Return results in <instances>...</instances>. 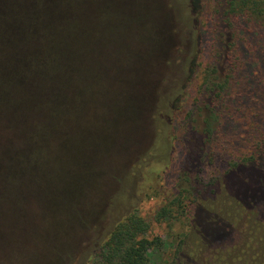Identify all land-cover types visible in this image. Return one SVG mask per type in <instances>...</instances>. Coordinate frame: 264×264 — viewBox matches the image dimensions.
Wrapping results in <instances>:
<instances>
[{
    "label": "rangeland",
    "instance_id": "374dc122",
    "mask_svg": "<svg viewBox=\"0 0 264 264\" xmlns=\"http://www.w3.org/2000/svg\"><path fill=\"white\" fill-rule=\"evenodd\" d=\"M173 1L68 0L67 7L60 5L65 13L59 8L60 0H42L37 7L29 4L31 11L36 9L42 27L58 28L62 33L60 16L70 18L74 44L64 58L69 59L70 53L76 76L75 82L52 80L46 93L48 110L39 107L27 114L21 128L15 127L19 145L26 152L15 165L10 160L7 176L1 177L7 193L5 213L0 214V224L6 229L0 235V264L85 262L88 251L107 234L109 199L125 174H136L139 166L149 165L147 153L156 145L159 132L158 101L169 100L170 111L178 97L171 156L165 152L157 166L162 169V179L155 186L162 195L136 197L129 203L151 222L147 237L161 238L162 251L156 258L161 261L171 253V243L169 248L163 244L165 224L152 218L164 196L190 187L198 175L200 164H192L197 159L194 142L195 138L201 141L207 113V101L198 92L200 86H208L204 73L216 46L209 44L201 50L192 81L186 83L189 63L197 56L196 34L194 25L192 31L188 23H182L183 13L174 10ZM221 1L201 0L196 18L203 36H216L209 19ZM62 39L67 41L64 35ZM1 54L3 62L6 51L0 49ZM1 65L8 69V77L13 65L23 64L11 60ZM20 71H14L13 79L21 76ZM75 84L80 89L78 96L70 94ZM3 114L5 121L14 122V115L7 117L5 108ZM235 131L244 133L240 126ZM223 140L227 142V136ZM244 143L240 140L236 151ZM229 179L236 188L244 184L241 177ZM8 195L17 196L18 203L13 204Z\"/></svg>",
    "mask_w": 264,
    "mask_h": 264
},
{
    "label": "trees",
    "instance_id": "16d2710c",
    "mask_svg": "<svg viewBox=\"0 0 264 264\" xmlns=\"http://www.w3.org/2000/svg\"><path fill=\"white\" fill-rule=\"evenodd\" d=\"M41 1L0 0V49L6 51L3 62L16 60L23 64L13 65L8 78V69H2L0 61V163L6 161L0 164V214L5 213L7 193L1 177L7 176L9 161L15 165L26 152L19 145L20 134L15 127L21 128L27 114L39 107L48 110L46 100L52 80L75 82L70 53L69 59L64 58L74 44L70 18L60 16L62 33L58 28L42 27L36 9L28 7ZM60 1V9V5L67 7L68 0ZM172 4L177 13H183L182 23H188L192 31L194 25L196 34L197 56L189 63L186 83L192 81L201 50L209 44L216 46L204 73L208 86H200L198 92L207 101L201 141L195 138L194 142L197 159L192 164H200L198 175L190 187L164 196L163 205L152 218L157 224H165L163 244L169 248L171 243V253L161 261L156 258L162 251L161 238L147 237L151 222L129 203L136 197L162 195L155 186L162 179V169L157 166L176 139L173 121L179 110L178 97L170 111L169 100L158 101L159 132L156 145L147 153L149 165L139 166L136 174H125V182L109 199L106 215L111 220L107 234L80 264H264V0H222L209 19L216 32L210 37L203 36L196 18L201 0H174ZM204 22L207 25L208 19ZM16 69H21V76L15 80L12 75ZM212 74L214 79L210 78ZM70 90L72 96L80 95L76 84ZM68 103L72 104V100ZM4 108L7 117L14 115L13 123L5 121ZM53 126L51 123L50 131ZM237 126L244 133L236 132ZM225 136L227 142L223 140ZM240 140L245 141V147L236 151ZM233 175L244 180L239 188L229 179ZM9 197L13 204L18 203L17 196ZM1 231L6 233L0 224V235Z\"/></svg>",
    "mask_w": 264,
    "mask_h": 264
}]
</instances>
